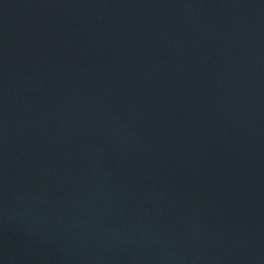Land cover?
Wrapping results in <instances>:
<instances>
[{
	"label": "water",
	"instance_id": "obj_1",
	"mask_svg": "<svg viewBox=\"0 0 264 264\" xmlns=\"http://www.w3.org/2000/svg\"><path fill=\"white\" fill-rule=\"evenodd\" d=\"M0 264H264V0H0Z\"/></svg>",
	"mask_w": 264,
	"mask_h": 264
}]
</instances>
